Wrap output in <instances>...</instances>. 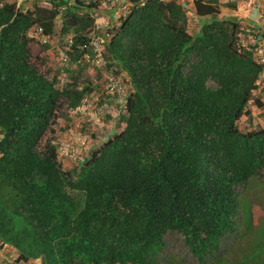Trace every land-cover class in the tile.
<instances>
[{"label":"trees","instance_id":"trees-1","mask_svg":"<svg viewBox=\"0 0 264 264\" xmlns=\"http://www.w3.org/2000/svg\"><path fill=\"white\" fill-rule=\"evenodd\" d=\"M45 2L0 0V246L14 263L160 264L174 233L197 264H264L261 245L239 260L219 253L238 234L236 190L264 173V129L236 126L263 68L238 45V24L218 17L219 0H191L189 11L175 0H123L113 30L94 22L113 0ZM52 39L66 48L62 89L39 57ZM96 41L129 92L119 130L64 171L45 136L61 102L75 109L90 93L70 67L86 68Z\"/></svg>","mask_w":264,"mask_h":264},{"label":"rangeland","instance_id":"rangeland-1","mask_svg":"<svg viewBox=\"0 0 264 264\" xmlns=\"http://www.w3.org/2000/svg\"><path fill=\"white\" fill-rule=\"evenodd\" d=\"M4 1L15 2L16 6H20L22 9L30 8L34 4L38 7L49 8L45 0ZM175 1L185 10L191 9V0ZM243 2L244 0H219L218 5L221 11L218 17L233 19L238 27L242 26L239 24L240 20L236 15H230L229 11L244 13ZM229 4H233V7H230L232 5L229 6ZM257 5L259 11L261 9L264 11L263 5L258 4V2L255 9ZM122 6L123 0L114 2V6L109 4L106 8H102L103 14L98 16L94 22L107 20L106 28L116 29L119 16L126 14V10ZM194 24L195 19L188 15L187 29L189 32L195 28ZM261 28L264 29V25ZM30 35L38 39L34 30L30 32ZM238 40V44H247L248 41L245 36L238 37ZM96 42L98 44L93 47L89 58L90 63L86 68L78 72L75 66L70 67L73 70V76L76 77L75 87L81 88L87 82L91 88L90 93L84 96L80 105L75 109H69L66 102H61L62 115L55 119L51 131L45 136V139L55 146L57 160L64 171L76 168L77 162L103 144L106 139L111 137L113 131L119 130L113 129L114 119L118 110L122 109L129 92L127 78L115 68H107L101 57L102 46L99 41ZM37 45L33 46V50H38ZM65 50L66 48L57 46L55 40L52 39L48 41V48L39 52L43 69L47 72L49 79L55 78V86L58 89H62L71 82L69 74L64 72L68 66L63 53ZM109 80L113 85L111 92L106 89ZM258 88L261 96L264 97V78L261 76L258 79ZM256 95V91L252 92V96ZM253 99L254 97L251 100ZM254 107L252 101L247 103L249 115L242 116L237 121L236 126L239 130L248 131L264 128V101L260 108ZM236 191L240 193L238 196L239 213L236 218L237 222L239 220L238 234L237 237L235 234L230 235L219 247V253L224 254L226 260H239L245 253L255 252L257 246H264V173L261 172L259 177L251 178L243 188H238ZM163 240L164 249L160 264H163V261L169 256H172L179 264H197L178 240L176 234L167 233ZM262 255H264V251ZM15 258L16 253L9 246H0V264H15Z\"/></svg>","mask_w":264,"mask_h":264},{"label":"built area","instance_id":"built-area-1","mask_svg":"<svg viewBox=\"0 0 264 264\" xmlns=\"http://www.w3.org/2000/svg\"><path fill=\"white\" fill-rule=\"evenodd\" d=\"M114 2H117L118 0H113ZM146 1L150 0H138V6H142ZM159 2H162L164 0H156ZM258 2V4H262L264 7V0H255ZM123 9L126 10V5L123 4ZM257 18L251 19V24H245L242 26H239V32L237 34V40L238 37L245 36L247 41V44H238L239 46L246 48L252 56V60L259 66H262L263 71L261 73V77L264 78V29L261 27L264 25V11L261 9L257 15L255 16ZM107 20H100L99 22H95L96 27H106ZM36 35L40 34V29L35 30ZM39 40L41 43H45L46 39L43 37H39ZM239 41V40H238ZM98 42L92 43L93 47H96ZM113 88V85L110 83L107 84L106 89L111 92Z\"/></svg>","mask_w":264,"mask_h":264},{"label":"crops","instance_id":"crops-1","mask_svg":"<svg viewBox=\"0 0 264 264\" xmlns=\"http://www.w3.org/2000/svg\"><path fill=\"white\" fill-rule=\"evenodd\" d=\"M256 4H257V1H255V0H244L243 7L245 8V12L240 14V13H235L234 11L230 10L229 11L230 12V15H236V17L240 20L239 24H241V25L251 24V19L257 18L255 16L259 12L258 5H257V8L255 9V5ZM231 9H233V8H231ZM250 13H252V14L250 15ZM255 91H256L257 95L256 96H252V97H254V99L253 100H250V101H252L254 103L255 100H258L259 103L262 105L263 104V101H264L263 100L264 97L261 96L262 94H261L259 88L257 89V86H256V89L253 92H255ZM260 107H256L255 106L254 108H260ZM262 129H264V128L262 127Z\"/></svg>","mask_w":264,"mask_h":264}]
</instances>
